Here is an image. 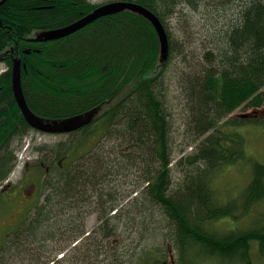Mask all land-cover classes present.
Returning <instances> with one entry per match:
<instances>
[{
  "label": "trees",
  "instance_id": "trees-1",
  "mask_svg": "<svg viewBox=\"0 0 264 264\" xmlns=\"http://www.w3.org/2000/svg\"><path fill=\"white\" fill-rule=\"evenodd\" d=\"M126 1L148 9L162 23L168 46L164 61H160V43L152 25L130 11L103 16L69 36L49 41L33 37L34 32L64 28L99 5L89 0H0V62L6 67L0 74V164L13 160L11 145L32 130L11 89L15 59L20 62L25 102L40 118L76 116L129 89L93 123L81 128L86 131L96 122L101 125L97 154L94 146L75 165L65 167L60 164L61 155L70 148L62 144L55 154L60 159L50 166L46 178L33 176L43 203L38 201L34 212L8 236L1 258L5 262L21 252L28 255L43 248L48 238H56L54 225L62 205L75 209L92 200L97 205L93 207H97L101 237L116 234L117 225L132 218L129 208L116 209L114 177L134 171L139 179L129 192L138 191L134 199L149 205L151 218L156 211L162 216L166 235L177 250V264H197L203 255L224 264H251V243H257L258 254L264 255V226L214 233L208 225L227 218L239 221L264 200V165L250 159L251 178L237 200L221 199L213 187L220 168L246 161L242 136L229 128L243 121L232 113L264 107V0H228L232 17L219 16L221 26L213 28L218 36L210 32V47L196 58L195 65H186L178 73L183 127L196 145L184 158L193 170L176 187L170 167L174 126L164 76L171 56L182 53L174 47L168 21L183 7L199 12L203 2ZM101 139L114 140V158H106L111 151L98 147ZM2 152L11 155L1 157ZM12 167L4 170L0 181ZM83 235V230L77 231L71 240ZM153 258L150 261L148 254L145 264H164L159 255Z\"/></svg>",
  "mask_w": 264,
  "mask_h": 264
},
{
  "label": "rangeland",
  "instance_id": "rangeland-1",
  "mask_svg": "<svg viewBox=\"0 0 264 264\" xmlns=\"http://www.w3.org/2000/svg\"><path fill=\"white\" fill-rule=\"evenodd\" d=\"M93 4L103 5L117 0H89ZM199 12H193L188 7H183L174 17L168 21V31L175 44L177 52L182 55L173 54L171 62L165 72V87L167 106L172 114L173 133H172V161L170 164L173 187L178 186L185 177V174L193 170L192 166H187L184 158L189 155L195 142L187 136L184 131L183 123L185 114L182 108V97L178 84V73L186 65H195L196 58L202 55L205 48L210 45V32L215 33V25L221 26L220 15L232 17L230 13V2L228 0H202ZM227 5V6H225ZM225 6V8H224ZM45 32H34L33 37H44ZM218 38V37H216ZM219 39V38H218ZM174 49V50H175ZM185 56V62L184 58ZM6 70V67L0 62V74ZM129 89L119 93L113 98L105 101L100 105L105 110L116 103L123 97ZM263 111L264 107L259 109ZM252 110H243L239 108L232 113V116H238L244 113H250ZM235 127H229L230 130L242 136L244 140V151L246 161H240L235 165L224 166L220 168L214 178L213 187L218 190L219 197L223 200L238 199L241 191L246 187L251 178V161L264 165V117L256 119H246ZM52 126H58V120H44ZM97 128L99 130L97 131ZM101 125L97 122L90 126L86 131L75 130L68 133L43 134L35 131L29 132L19 142L11 146L14 156V166L9 175L10 182L13 181L14 191L18 192L17 202H9L5 199L0 202V244L7 233L16 230V227L27 219V216L34 212V205L28 207L24 204L26 194L33 189L35 201H39V189L32 188L35 181L33 176L46 178V169H50L53 163H57L58 156L56 152L62 144L64 147L69 146L61 156L64 161L63 165L69 167L79 162V158L86 151L96 146L94 149L97 154V134H100ZM109 139V138H108ZM105 139L100 140L99 148L103 151H111L106 154V158H114V149L111 150L114 140L108 142ZM30 145L32 149L26 154L23 148ZM5 153V154H4ZM9 154V156H6ZM10 152H2L1 157H10ZM78 158V159H77ZM180 161V163H179ZM130 172V171H129ZM125 172L122 176L114 177L113 187L114 197L118 205L116 209L125 211L131 210L132 219H124L117 225V233L109 238H102L97 222V206L92 200L85 204H80L79 208H66L62 205L59 208L61 213L58 216L56 238L42 243L43 248L34 249L28 255L18 253L11 258L1 259L0 264H117L115 261L124 264H145L150 254V261H154L153 255L160 256L158 259L164 264H177V250L172 241L166 235V222L156 211L154 218L150 217L151 211L147 208L146 203L142 205L135 201L136 193L131 191L137 183L139 177L133 173ZM25 174L24 181L17 185L18 179ZM6 181L0 183V189L6 188ZM129 190H131L129 192ZM129 192V194H128ZM91 192L86 193L87 197ZM124 197V198H123ZM44 196L40 198L43 203ZM73 210V211H72ZM110 213V215H112ZM21 220V218H23ZM69 217H75L73 220ZM239 221L227 218L219 220L211 225L208 229L214 233H226L230 230L248 231L250 229L262 228L264 226V200L255 205L248 215H243ZM22 221V222H21ZM20 227V226H19ZM49 231L50 229L47 228ZM84 231L82 240H71L73 233ZM86 237V239H85ZM30 246V245H28ZM1 247V245H0ZM33 247V246H30ZM1 250V249H0ZM251 264H264V255H259V245L255 242L250 245ZM189 253H191L189 251ZM22 254V255H21ZM149 262V261H148ZM197 264H224L215 259L202 256L198 259ZM226 264V263H225ZM232 264H240L235 262Z\"/></svg>",
  "mask_w": 264,
  "mask_h": 264
},
{
  "label": "water",
  "instance_id": "water-1",
  "mask_svg": "<svg viewBox=\"0 0 264 264\" xmlns=\"http://www.w3.org/2000/svg\"><path fill=\"white\" fill-rule=\"evenodd\" d=\"M126 10L142 16L152 25L160 43V61L161 62L164 61L167 57L168 46H167V34L162 23L157 18V16H155V14H153L148 9L144 8L143 6L135 2L125 1V0H117L100 5L96 9H94L91 13L87 14L84 17H81L80 19L69 24L68 26L47 33L46 36L44 37V40H55L66 37L82 29L86 25L93 23L95 20L103 16L116 14ZM11 71H12L11 89L13 91L14 99L18 104L20 113L22 114V117L24 118L26 123L38 131L52 133V134L72 132L93 122L101 112L100 111L101 108L99 105L82 114L65 119H57L58 126L49 125V123L44 122V120H48V119H43L35 115L34 112L30 110L27 103L25 102L24 95L22 92L21 82H20V62L18 60L15 59L13 61ZM262 114L263 111L254 110L250 113L240 114L236 117L240 119H255Z\"/></svg>",
  "mask_w": 264,
  "mask_h": 264
},
{
  "label": "flooded vegetation",
  "instance_id": "flooded-vegetation-1",
  "mask_svg": "<svg viewBox=\"0 0 264 264\" xmlns=\"http://www.w3.org/2000/svg\"><path fill=\"white\" fill-rule=\"evenodd\" d=\"M4 170V166L0 165V172H2ZM48 172V168L46 169V173ZM24 176L25 174L23 173L22 176L18 179L17 181V185H19L20 183H22L24 181ZM6 185L5 187L6 188H3L0 189V202L4 201L3 199L9 201V202H17L19 200H17V195H18V192L17 191H14V193H10L13 191V188H14V184H13V181L10 182L9 180V176L6 178ZM0 183H2L0 181ZM35 185V184H33ZM32 188H35L34 186H32ZM34 191L32 189V191L28 194H26V198H25V201H24V204L28 207L32 206L35 204V196H34ZM22 220L24 218H21Z\"/></svg>",
  "mask_w": 264,
  "mask_h": 264
},
{
  "label": "bare ground",
  "instance_id": "bare-ground-1",
  "mask_svg": "<svg viewBox=\"0 0 264 264\" xmlns=\"http://www.w3.org/2000/svg\"><path fill=\"white\" fill-rule=\"evenodd\" d=\"M87 26V25H86ZM84 28V27H83ZM75 33V32H74ZM73 34V33H72ZM71 35V34H70ZM46 36V35H45ZM44 36V37H45ZM69 36V35H68ZM64 38V37H63ZM59 39H62V38H59ZM55 40H58V39H55ZM49 41H52V40H49ZM17 103V102H16ZM18 105V104H17Z\"/></svg>",
  "mask_w": 264,
  "mask_h": 264
}]
</instances>
